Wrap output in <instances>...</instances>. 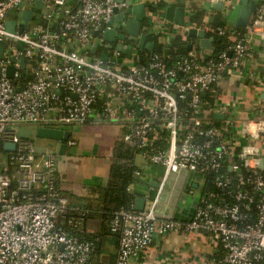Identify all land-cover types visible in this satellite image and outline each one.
I'll use <instances>...</instances> for the list:
<instances>
[{"label": "built area", "instance_id": "2783aa9c", "mask_svg": "<svg viewBox=\"0 0 264 264\" xmlns=\"http://www.w3.org/2000/svg\"><path fill=\"white\" fill-rule=\"evenodd\" d=\"M222 1L228 12L234 0ZM21 2L27 10L32 0H0V42L6 44L0 60V264H89L93 245L81 236L87 213L70 206L61 193L59 155L47 148L38 155L34 138L21 139L18 130L63 131L100 117L122 130V142L140 158L164 169L160 190L171 174H216L215 191L201 198L189 221L158 219L156 200L147 211H116L109 223L118 236L115 264H143L139 260L153 241L169 233L202 232L220 247L214 264H264V170L259 169L260 159L264 165V116L251 111L239 121L225 118L229 111L217 106L224 119L216 124L214 102L206 97L225 75L245 68L253 37L263 45L264 0L242 37L224 27L216 30L233 37L227 50L213 55L192 47L171 68L167 65L174 59L159 54L141 63L135 42L113 51L106 62L89 57L91 46H104L97 31L119 7L114 0H81L57 30L37 26L12 34L5 23H23ZM43 2L59 8L65 0ZM166 43L163 51L170 50ZM128 48L132 62L125 67L121 59ZM21 56L35 66L17 85L6 77V69H17L16 81L19 64L11 58ZM260 84L264 88V77Z\"/></svg>", "mask_w": 264, "mask_h": 264}, {"label": "crops", "instance_id": "0c3cea01", "mask_svg": "<svg viewBox=\"0 0 264 264\" xmlns=\"http://www.w3.org/2000/svg\"><path fill=\"white\" fill-rule=\"evenodd\" d=\"M143 2L149 0H142ZM158 0H154L155 5ZM81 0H65L62 7L45 6L43 11H35L34 21L25 24V30L30 31L37 26L50 30H57L60 23L71 12L79 8ZM164 7L161 12H151L142 21L141 32H151L149 41L155 43L158 39L161 47L166 43L172 45L174 38L185 39L188 34L186 28L202 29L206 33L220 21L222 27L234 30L235 27L228 21L229 11L220 14L214 10L212 0H163ZM172 3L185 10L186 26L178 27L164 19V8ZM27 10H33V2ZM201 21L200 25L194 24L193 19ZM192 20V21H191ZM189 22L191 23L189 25ZM157 28V29H156ZM161 29V32L157 33ZM101 37V35H97ZM189 37V36H188ZM167 40V41H166ZM233 41V37L227 39ZM195 41V42H194ZM189 42L194 50H202L198 40ZM129 41L124 43L129 44ZM106 45V43H104ZM212 42V47L214 48ZM94 47V48H93ZM156 47V46H155ZM252 56L244 69L225 75L207 94V99L214 102L215 108L212 119L216 122L223 121L214 119V115H223L218 107H225L229 114L225 118H233L242 121L249 117L252 111L256 116H264V88L261 79L264 77V49L260 40L256 37L251 39ZM93 48V49H92ZM215 49V48H214ZM163 50V49H162ZM108 52L109 57L113 50L105 46L93 45L89 48V57L101 59L103 53ZM213 52V51H208ZM206 55V54H205ZM121 63L127 67L132 59L123 51ZM35 66L34 60L26 63V75L32 72ZM28 75L25 80H27ZM218 106V107H217ZM224 116V115H223ZM252 116V114H251ZM90 119L82 125H75L63 131L70 132L67 141V150L64 155H59L58 176L62 195L69 198L70 205L75 207H87L91 209V215L85 223V231L90 235L103 234L106 229V221L102 216L106 213L101 205V191L107 187L110 168L113 163V151L117 143L122 142V130L114 124H107L102 120ZM95 126L101 131H93ZM97 129V130H98ZM74 142L73 147L68 146ZM140 158L136 152L128 161L131 168L137 171L135 160ZM130 168V167H128ZM136 173V172H135ZM140 179L147 185L134 182L129 185L127 192L134 197L132 207L134 209L136 198L145 199L144 210H149L152 202L156 200L154 214L158 219L189 221L197 208L203 190L205 188V176L199 173L181 172L171 174L162 185V189L156 188L160 183L154 172L141 170ZM69 201V202H70ZM105 249L114 254L118 252V241L115 237H107ZM221 256L220 247L209 234L202 232L197 236L183 233H169L155 239L149 250L140 258L143 264H214Z\"/></svg>", "mask_w": 264, "mask_h": 264}, {"label": "water", "instance_id": "95a60500", "mask_svg": "<svg viewBox=\"0 0 264 264\" xmlns=\"http://www.w3.org/2000/svg\"><path fill=\"white\" fill-rule=\"evenodd\" d=\"M31 1V0H26ZM119 7L113 9V17L106 24V27H100L97 31L101 35V38L104 43H106L105 48L108 50H113L121 52L126 41L135 42L137 49L141 51H146L148 53H153L155 49V43L149 41L151 32L142 33L141 25L142 21L147 18V10L149 5L143 2L142 0H114ZM33 10H26L25 3L21 2L17 7L22 9L20 20L23 23H17L14 20L8 19L5 23L6 31L9 33H22L25 31V24L31 23L34 21L35 11H43L45 4L43 0H32ZM263 2V0H234L232 7L229 9L228 21L241 33L246 34L248 31L249 23L252 19V16L256 12L258 5ZM152 8H156L155 5H152ZM214 10L220 14L225 12V4L222 0H218L214 4ZM72 12V11H71ZM164 19L168 22L175 24L178 27L184 28L186 26L185 21V10L181 7H178L177 4L172 3L164 8ZM12 12L9 11L6 15L7 18H10ZM96 34V33H94ZM187 34L190 38L197 39L198 45L201 49L206 51H213L212 42L214 39L212 37H207V33L202 29L189 28L187 29ZM6 44L0 42V60L3 57ZM23 43H17V49L22 50ZM94 48V47H93ZM92 48V49H93ZM264 49V43L262 45ZM192 45H188L187 50L190 51ZM124 53L126 55L131 54V49H125ZM228 56L230 53L228 52ZM207 54L204 56V59H207ZM109 58V53L105 52L101 56L102 61L106 62ZM178 60V59H177ZM12 63L19 64L18 71L20 72L19 78L24 80L26 76V59L21 56L19 60L14 57L11 58ZM17 69L13 66H9L6 69V77L14 82V74ZM75 98V96H73ZM214 119L222 120L223 115H214ZM18 136L21 139L34 138L36 143V153L38 155H43L45 149L55 150L58 155H64L67 150V141L70 138L71 134L67 131H61L56 129L49 128H33V129H19ZM5 149L14 150L13 145H5ZM123 166L130 167V161L122 162ZM135 167L138 168L137 172L141 170H148L154 172L158 178H163L164 169L158 165H152L145 161L142 158L135 160ZM259 169L264 170L263 160H259ZM231 171V169H229ZM237 173H241V170H238ZM136 182L147 185L148 183L141 180L140 178H135ZM156 188H159V183L156 184ZM145 205V199L139 197L135 200L134 210L137 212H142Z\"/></svg>", "mask_w": 264, "mask_h": 264}, {"label": "trees", "instance_id": "16d2710c", "mask_svg": "<svg viewBox=\"0 0 264 264\" xmlns=\"http://www.w3.org/2000/svg\"><path fill=\"white\" fill-rule=\"evenodd\" d=\"M163 0H158L155 4L156 8H152V5H149V10L151 12H161L163 9L164 5L162 3ZM192 21V20H191ZM196 25H200L201 21L193 19L192 21ZM191 23L189 22V25ZM222 27V22L220 21L216 26L211 28L208 33L207 37H212L214 39V50L213 55L218 54L221 51L227 50L232 43L227 40L225 36H219L216 33V30L218 28ZM235 38H239L243 36V33H241L238 29H235ZM99 35V34H98ZM155 40V49L153 53H148L146 51H138V54L140 56V61L141 63H146L150 60V58L154 54H159L161 56H164V59L168 61V57H171L174 59V62H168L167 67L171 68L173 64L176 61V58L179 56H183L187 54V44L189 42H193L195 39L186 37L185 39H182L181 37L179 38H174V42H172V45H170V50L169 51H163L160 43L158 44V39L154 38ZM195 42V41H194ZM194 47V46H192ZM90 55V53L88 52ZM16 84L17 85H22L26 82V80H22L19 77L16 79ZM210 102H213L209 98ZM216 124H220V122H216ZM135 150L131 148L130 146L124 144L123 142H119L116 144L114 151H113V163L110 168V174H109V179H108V184L107 187L101 191V205L103 206V210L106 211V213L102 216L104 221H106V229L104 228L103 234L100 235H90L86 233L85 229L84 233L81 235L82 237H85L87 240H89L92 245H93V251L90 256V261L89 264H115L114 260V254L109 252L108 250L105 249V246L103 243L106 245V240L107 237H115L116 240L118 241V236L116 234H112L110 232V227L109 223L110 220L113 216V214L120 210V209H132V202L134 200V197L130 195L127 192V189L129 185H131L134 182V175H135V169H132L131 166L130 168L123 166L122 162L128 161L131 155ZM227 171V170H225ZM215 173L209 172L205 176V188L203 190V196H205L207 193L215 191L214 186L212 185ZM68 201H70L69 198H67ZM71 201L69 202L70 205ZM71 206V205H70ZM73 207V206H72ZM79 208L83 211H86V216H85V222L87 219L90 217L91 209L87 207H75ZM85 227V223H84Z\"/></svg>", "mask_w": 264, "mask_h": 264}, {"label": "rangeland", "instance_id": "374dc122", "mask_svg": "<svg viewBox=\"0 0 264 264\" xmlns=\"http://www.w3.org/2000/svg\"><path fill=\"white\" fill-rule=\"evenodd\" d=\"M97 127H100V126H95L94 130L93 131H97L98 133L101 131L100 129H98ZM98 129V130H97Z\"/></svg>", "mask_w": 264, "mask_h": 264}]
</instances>
